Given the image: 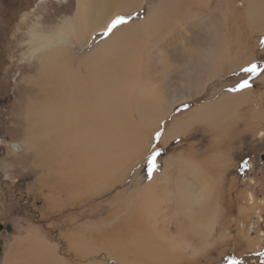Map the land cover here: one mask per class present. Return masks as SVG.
<instances>
[{
    "label": "rangeland",
    "instance_id": "rangeland-1",
    "mask_svg": "<svg viewBox=\"0 0 264 264\" xmlns=\"http://www.w3.org/2000/svg\"><path fill=\"white\" fill-rule=\"evenodd\" d=\"M160 1L146 0L142 8L126 16L130 18L119 27L144 20L150 8ZM240 2L238 0L237 5H240ZM223 8L215 14L206 15V26L218 28L216 30L219 36H222L224 47L233 58L231 65L229 63L218 66L221 61L215 60L217 66L214 67L216 71L214 76L207 74V69L211 66L206 68V74L205 71L200 72L198 69L195 78L201 76L198 78L200 80L207 75V79L213 81L203 80L206 85L196 98L189 96L184 101L172 105L173 109L156 130L162 133L159 141L148 138L144 132L135 137L138 143L136 149H140L139 153L131 164L127 167L120 166L117 173H114V179H121L118 183L106 181L110 179H108L112 174L110 173L108 177H104L105 180L93 182L85 190L81 188L73 193L77 197L75 199L64 195L57 199L47 188L41 190L39 181L43 174L33 161H27L25 158L29 152L27 151L29 145L23 143L24 136L21 139L18 133L19 130L21 131V115L18 111L21 109L20 103H23L24 77L35 76L38 67V57L30 58L28 33L37 26L39 34L49 36L55 34L66 25L67 21L75 17L78 0H0V220L11 222L13 229L12 232L4 234V250L0 264H6L7 257L12 253L10 251H13L14 240L27 237L34 230L40 231L49 243L56 245L57 254L70 264H124L118 259L119 255L116 257L114 251L105 249L107 230L117 220L123 218L130 208H139L143 205L144 208L146 205L157 208L156 214L160 210L157 216L159 231L163 235L167 234V238L179 244L181 248L171 251L167 246L168 249H164L166 252L163 254L169 256L172 263L160 262L157 256L154 261L149 259V263L147 260L144 261L145 264H157V262L158 264H180L179 262L229 264L232 258L241 261V264H264V256L258 255L264 252V124L256 126L247 123L249 114H252L251 110H264V72L252 79L251 88L239 92L229 91L240 80L247 78V74L239 71L241 67L251 62L264 67V45L261 44L264 34L253 32L246 43L248 51L244 52L245 57L240 56L242 52H238L237 41L240 42L239 36L244 40L245 34L248 36L250 31L246 28L245 33H242L243 29L239 27L236 29L238 32L234 30L230 14L226 16ZM219 23L221 26L218 25ZM203 32L199 28L195 31V37L198 38V34ZM102 34H95L83 49L70 46L71 52L79 56L88 55L101 41L110 36L106 38ZM149 37H152L151 34ZM173 37L181 40L180 37L183 36L178 32ZM31 46L38 48L36 43ZM158 47L160 48V45ZM161 50H165L163 45ZM183 51H176L179 59L173 63L171 60L173 61L174 57L169 56L168 60L170 59L171 63L169 69L175 71L183 69L182 66L178 67L180 62L186 59ZM235 52H238L237 55ZM192 62L188 63L192 64ZM222 67L223 70L219 71ZM136 68L142 71L139 76L140 82L150 81L152 83L150 88H153L157 77L153 68L135 65ZM145 69L147 71H144ZM216 75L222 76L215 78ZM184 76L176 73L166 76L171 93L175 97H185L183 90L187 83L183 78L187 75ZM246 90L251 91L248 99L231 104V98H226L225 105L230 108L228 112L222 110L214 113V110L208 112L206 116L200 115L199 118H194L193 124L190 123L184 130L178 131L170 141L163 140L164 134L172 128L176 120L186 119L187 116L194 114L195 110L221 100L226 94H238ZM160 91L162 93V90ZM185 104L188 105L186 109L183 108ZM149 113L148 110L147 115ZM130 116L132 122L134 120L132 111ZM260 118L259 123H263L264 118ZM218 136L223 140L217 143L215 137ZM154 147L160 149L161 155L157 161L159 167L149 179L144 158ZM198 169L204 171L207 178L208 175L213 176L209 172H217L214 173L216 180L213 182V188L208 183L202 184L200 181L202 174L197 173ZM167 172L170 175V182L166 185L167 190L163 188L164 184L161 182L155 187L153 185L151 190H145L146 185L153 182L154 178L166 177L164 174ZM166 182L163 180V183ZM181 183L187 190L192 188L196 190L197 196L202 200L203 193L210 186V207L204 209L205 211H199L195 203L191 206L196 215L190 214L188 210L190 203L184 201L181 195V190L185 189ZM5 188L9 190H4ZM50 199L54 201L55 208H50ZM140 211H143L141 213L144 216L146 215L145 210ZM204 219L209 223L207 224L209 229L205 233L199 230L200 222ZM73 232L83 236L86 245L92 248L88 251L96 250L97 255L95 253L90 256L85 255L81 249L72 247L66 237ZM94 247L98 248L94 249ZM130 261L141 264L136 259L130 258Z\"/></svg>",
    "mask_w": 264,
    "mask_h": 264
},
{
    "label": "bare ground",
    "instance_id": "bare-ground-1",
    "mask_svg": "<svg viewBox=\"0 0 264 264\" xmlns=\"http://www.w3.org/2000/svg\"><path fill=\"white\" fill-rule=\"evenodd\" d=\"M145 1L78 0L75 17L67 21L55 34L51 36L39 34L37 26L28 33L30 58L38 57V67L36 73H33L35 76L24 77L23 80V103H20L21 109L18 111L21 115V131L18 133L21 139L24 136L23 143L29 145L26 160L33 161L43 174L39 181L41 190L47 188L57 199L63 195L75 199L77 197L73 193L81 188L85 190L93 182H101L110 173L112 174L107 176L110 181H106L118 183L121 179H114V173H117L120 166L127 167L131 164L139 153L135 137L144 132L148 138H155L156 130L173 109L172 105L184 101L189 96L196 98L203 91L206 85L204 81L210 79H207L206 75L198 80L201 76L194 77L197 72L205 71L206 74V68L211 66L207 69V74L214 76L216 62L221 61L218 66L229 63L231 65L233 58L227 52L228 49H225L222 36H219L216 30L218 28L206 26V15L215 14L224 7L223 12L226 16L230 14L233 23L230 24L234 26V30L242 28V33H245V29H249V35H243L244 40L239 36L240 42L237 41L238 52H242L240 56L245 57L244 52L248 51L246 43L253 32L264 34V0H240V5H237L238 0H161L150 8L144 20L134 21L130 25L115 29L109 38L101 41L88 55L79 56L71 52L70 46L83 49L95 34L105 31L113 18L137 12ZM199 28L204 32L198 34L196 38L195 31ZM178 32L183 36L180 37L181 40L173 37ZM149 34L152 37H149ZM239 34L241 35L240 32ZM34 43L38 48L31 46ZM162 45L164 51L161 50ZM177 50H184L187 60L184 58L185 60L178 65L183 69L175 71L169 67L179 59ZM238 52H235L236 55ZM169 56L174 57L171 63L170 59L168 60ZM191 61L193 65L188 63ZM135 65L153 68L157 74L153 88H150L152 86L150 81L140 82L139 76L142 71L135 69ZM221 70L223 67L219 69ZM175 73L187 75L186 78L182 77L187 83L183 90L185 97H175L171 93L166 76ZM216 76L215 78H220L222 75ZM250 96L251 91L246 90L238 94H226L221 100L200 106L198 111L195 110L194 114L187 116L186 119L176 120L172 128L164 134L163 140L170 141L178 131L184 130L200 115L206 116L208 112L214 110V113L230 110L225 105L226 98H231V104H234ZM131 111L134 116L132 122ZM251 113L247 118L248 124L256 126L264 124L258 121L260 117L264 118V110H251ZM215 139L217 143L223 140L221 136ZM198 172L201 171L198 169ZM209 173L213 176L208 175L207 178L205 172H201L200 181L204 185L210 184L213 188V182L216 180L214 173L217 172ZM164 175L166 177L154 178L153 182L146 185L145 190H151L152 186L155 187L159 182L164 184L163 188L167 190L170 175L168 172ZM163 180L167 182L163 183ZM181 186L185 188L184 184ZM185 189L181 190V195L184 201L190 203V209L188 208L190 214L196 215L191 206L195 203L199 211L210 207V186L203 193L204 202L197 196L196 190ZM49 204L50 208L56 207L51 199ZM143 206L130 208L123 218L108 228L105 249L114 251L116 257L119 255L118 259L124 264H134L130 258L145 264L144 261L147 260L149 263V259L154 261L157 256L160 262L172 263V259L163 254L166 252L164 249L169 247V250L177 251L181 249L179 244L159 231L157 216L160 210L156 214L157 208ZM141 209L146 211L145 216ZM200 224L199 230L205 233L209 229L207 225L209 223L204 219ZM66 238L72 247L81 249L83 254L89 256L96 254V250L88 251L92 248L86 245L83 236L81 237L78 232L68 234ZM12 249L6 264H70L57 254L56 245L49 243L37 230L27 237L15 239Z\"/></svg>",
    "mask_w": 264,
    "mask_h": 264
},
{
    "label": "snow or ice",
    "instance_id": "snow-or-ice-1",
    "mask_svg": "<svg viewBox=\"0 0 264 264\" xmlns=\"http://www.w3.org/2000/svg\"><path fill=\"white\" fill-rule=\"evenodd\" d=\"M130 17H126L124 15H117L113 18L107 25L105 31L103 32V36H109L115 29H117L120 25L125 24ZM261 44L264 45V40H261ZM241 73L247 74V78L240 80L234 87L229 89L231 92H239L244 89H248L252 87V79L259 76L262 72H264V67H260L257 63L251 62L247 66H243L239 69ZM188 105H183V108H187ZM161 132H157L155 134V139L159 141ZM161 155V151L159 148H153L151 152H149L144 158V164L147 169V175L150 179L152 174L158 169V157ZM247 166V162L245 161V167ZM258 255L264 256V252L259 253ZM229 264H241V261L232 258L229 261Z\"/></svg>",
    "mask_w": 264,
    "mask_h": 264
},
{
    "label": "flooded vegetation",
    "instance_id": "flooded-vegetation-1",
    "mask_svg": "<svg viewBox=\"0 0 264 264\" xmlns=\"http://www.w3.org/2000/svg\"><path fill=\"white\" fill-rule=\"evenodd\" d=\"M4 190H9L7 188H5ZM1 197V195H0ZM12 232L13 229H12V225H11V222H3L0 220V260L2 258V252L4 250V234H7L8 232Z\"/></svg>",
    "mask_w": 264,
    "mask_h": 264
}]
</instances>
